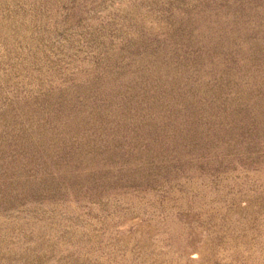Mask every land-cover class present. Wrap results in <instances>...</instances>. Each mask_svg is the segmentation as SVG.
Segmentation results:
<instances>
[{
  "label": "rangeland",
  "instance_id": "rangeland-1",
  "mask_svg": "<svg viewBox=\"0 0 264 264\" xmlns=\"http://www.w3.org/2000/svg\"><path fill=\"white\" fill-rule=\"evenodd\" d=\"M0 264H264V0H0Z\"/></svg>",
  "mask_w": 264,
  "mask_h": 264
}]
</instances>
